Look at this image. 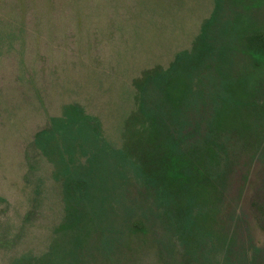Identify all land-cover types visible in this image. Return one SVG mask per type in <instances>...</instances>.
<instances>
[{
    "label": "rangeland",
    "instance_id": "obj_1",
    "mask_svg": "<svg viewBox=\"0 0 264 264\" xmlns=\"http://www.w3.org/2000/svg\"><path fill=\"white\" fill-rule=\"evenodd\" d=\"M248 2L225 8L222 26L229 27ZM28 3L0 0V264H38L35 259L49 257L53 264H225L224 242L233 233L242 248L264 251V122L260 127L252 120V130L236 124L219 129L223 139L230 137L232 165L219 193L191 208L204 217L215 210L195 233L188 236L156 211L144 216L150 199L128 186L111 217L113 231L88 230L72 251V235L61 228L63 170L70 157L65 146L77 133L50 142L63 155L57 149L42 153L36 134L65 105L77 103L120 147L124 121L136 108L133 80L190 49L215 0ZM246 13L249 27L264 28V6ZM74 157L80 160L79 153ZM138 220L142 229L132 231Z\"/></svg>",
    "mask_w": 264,
    "mask_h": 264
},
{
    "label": "trees",
    "instance_id": "obj_2",
    "mask_svg": "<svg viewBox=\"0 0 264 264\" xmlns=\"http://www.w3.org/2000/svg\"><path fill=\"white\" fill-rule=\"evenodd\" d=\"M242 1L215 0L190 49L179 52L167 67L145 69L133 80L136 108L124 121L120 147L102 136L99 122L77 103L65 105L63 114L36 134V144L49 154L57 149L50 145L53 139L77 133L65 146L70 157L63 170L61 228L72 235V251L88 230L113 231L111 217L128 186L150 199L144 216L156 211L188 236L200 229L202 218L215 214L192 215L191 208L219 193L218 183L231 168V140L223 139L219 129L236 124L252 130L254 122H264V28L249 27L246 20V12L264 6V0H249L229 27L219 21L225 8L238 9ZM259 147L264 154V142ZM77 153L82 160L75 161ZM131 226L139 231L143 223L133 221ZM224 243L225 264H264L262 247L242 248L235 233ZM37 261L53 264L50 257Z\"/></svg>",
    "mask_w": 264,
    "mask_h": 264
}]
</instances>
